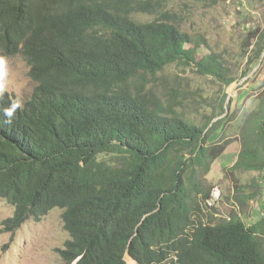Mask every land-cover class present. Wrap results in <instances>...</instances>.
<instances>
[{
  "label": "trees",
  "instance_id": "obj_1",
  "mask_svg": "<svg viewBox=\"0 0 264 264\" xmlns=\"http://www.w3.org/2000/svg\"><path fill=\"white\" fill-rule=\"evenodd\" d=\"M150 4L0 0V56H22L37 83L24 103L0 97V199L15 209L2 232L61 209L65 264H128L126 255L137 264L172 255L173 264H264V218L248 225L203 211L215 188L208 175L231 145L224 134L210 141L227 115L198 126L149 86L177 63L235 80L215 55L197 62L199 43L174 20L138 21ZM252 41L244 76L264 54V31ZM13 102L21 107L9 118ZM240 138L232 170L264 172V95ZM236 199L244 209L246 196Z\"/></svg>",
  "mask_w": 264,
  "mask_h": 264
},
{
  "label": "rangeland",
  "instance_id": "obj_2",
  "mask_svg": "<svg viewBox=\"0 0 264 264\" xmlns=\"http://www.w3.org/2000/svg\"><path fill=\"white\" fill-rule=\"evenodd\" d=\"M150 3L146 11L135 14L138 21L174 20L184 33L199 43L197 62L215 55L235 80L227 85L215 76L200 74L194 63L191 66L177 63L168 66L156 79H150L149 86L163 104L175 101L178 115L198 126L216 114L227 115L223 128L210 140L217 144L224 134L231 141L208 175L213 186L221 189L222 198L213 211L206 209L204 203L203 211L207 219L213 214L218 220H230L231 214H237L248 225H253L264 218L261 215L264 212V172L232 168L242 149L240 125L257 109L258 97L260 101L264 95V54L253 72L244 76L256 43L252 41L250 46V34L258 29L264 31V0H150ZM6 61L9 76L3 95L14 94L24 103L37 86L30 76V66L22 56ZM238 195L247 198L244 209L236 199ZM14 210L0 199V264H65L59 251L70 235L64 228L63 210L54 209L40 221L28 220L13 234L3 233L2 222L11 217ZM125 260L128 264H137L128 255ZM172 260L173 255L164 264H173Z\"/></svg>",
  "mask_w": 264,
  "mask_h": 264
},
{
  "label": "clouds",
  "instance_id": "obj_3",
  "mask_svg": "<svg viewBox=\"0 0 264 264\" xmlns=\"http://www.w3.org/2000/svg\"><path fill=\"white\" fill-rule=\"evenodd\" d=\"M6 57L0 56V96L7 90V82L9 73L6 68ZM21 107L19 102H13L10 107L4 109V115L12 118L18 108ZM11 123V119L8 120ZM75 264V263H74Z\"/></svg>",
  "mask_w": 264,
  "mask_h": 264
},
{
  "label": "bare ground",
  "instance_id": "obj_4",
  "mask_svg": "<svg viewBox=\"0 0 264 264\" xmlns=\"http://www.w3.org/2000/svg\"><path fill=\"white\" fill-rule=\"evenodd\" d=\"M217 190H219L218 192V197H217ZM212 193V192H211ZM221 189L220 188H215L213 193L211 194L210 198L207 199V201L205 202V208L207 209H214L217 204L220 202L221 200ZM205 210V209H204ZM207 211V210H206ZM213 211V210H212ZM209 212V211H208Z\"/></svg>",
  "mask_w": 264,
  "mask_h": 264
},
{
  "label": "built area",
  "instance_id": "obj_5",
  "mask_svg": "<svg viewBox=\"0 0 264 264\" xmlns=\"http://www.w3.org/2000/svg\"><path fill=\"white\" fill-rule=\"evenodd\" d=\"M218 192H219V190H217V197H218Z\"/></svg>",
  "mask_w": 264,
  "mask_h": 264
},
{
  "label": "water",
  "instance_id": "obj_6",
  "mask_svg": "<svg viewBox=\"0 0 264 264\" xmlns=\"http://www.w3.org/2000/svg\"><path fill=\"white\" fill-rule=\"evenodd\" d=\"M214 122V121H213Z\"/></svg>",
  "mask_w": 264,
  "mask_h": 264
}]
</instances>
